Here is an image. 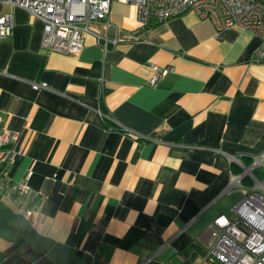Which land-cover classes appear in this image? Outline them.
I'll return each instance as SVG.
<instances>
[{"label": "crops", "instance_id": "crops-1", "mask_svg": "<svg viewBox=\"0 0 264 264\" xmlns=\"http://www.w3.org/2000/svg\"><path fill=\"white\" fill-rule=\"evenodd\" d=\"M9 11L0 131L18 139L0 151L24 152L0 170L29 189L0 191V264H199V235L253 182L224 190L264 153L261 38L195 10L141 27L118 0L72 55L43 49L41 20L0 3ZM152 65L172 68L155 86Z\"/></svg>", "mask_w": 264, "mask_h": 264}, {"label": "built area", "instance_id": "built-area-1", "mask_svg": "<svg viewBox=\"0 0 264 264\" xmlns=\"http://www.w3.org/2000/svg\"><path fill=\"white\" fill-rule=\"evenodd\" d=\"M118 0H0L2 4L20 7L41 20L43 35L41 46L48 51L75 55L83 47V34L89 24L103 21L111 26L110 7ZM135 7L136 19L141 27L165 21L187 10H195L201 18L212 20L218 29L237 25L261 38L260 46L251 60L264 61V0H122ZM14 26L12 12L0 17V38L8 37ZM137 30H134L136 32ZM148 80L155 86L171 67L152 65ZM34 89L46 88L44 82H32ZM18 139L17 132L1 130L0 146ZM23 148L0 151V161L9 163L15 155L23 154ZM264 153L244 168L227 191L248 174L252 186L248 193L231 208V215L220 214L199 235L205 248L199 264H264ZM263 167L261 179L253 170ZM6 173L0 170V191L21 194L29 189L25 180L11 183ZM11 193V194H12ZM26 213H29L27 211Z\"/></svg>", "mask_w": 264, "mask_h": 264}, {"label": "trees", "instance_id": "trees-1", "mask_svg": "<svg viewBox=\"0 0 264 264\" xmlns=\"http://www.w3.org/2000/svg\"><path fill=\"white\" fill-rule=\"evenodd\" d=\"M255 169H256V168H255ZM255 169H254V174H255V176L258 178L260 175L258 176L257 173H255ZM256 170H257V169H256ZM246 177H247V176H244V177H243L244 181H245V180H248V178H249L250 182H252V180L250 179L249 176L247 177V179H245ZM243 179H242V180H243Z\"/></svg>", "mask_w": 264, "mask_h": 264}, {"label": "rangeland", "instance_id": "rangeland-1", "mask_svg": "<svg viewBox=\"0 0 264 264\" xmlns=\"http://www.w3.org/2000/svg\"><path fill=\"white\" fill-rule=\"evenodd\" d=\"M191 263V262H190ZM191 264H193V263H191Z\"/></svg>", "mask_w": 264, "mask_h": 264}]
</instances>
